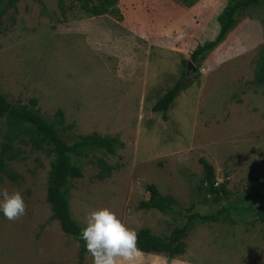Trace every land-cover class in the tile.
I'll return each instance as SVG.
<instances>
[{"label":"rangeland","instance_id":"rangeland-1","mask_svg":"<svg viewBox=\"0 0 264 264\" xmlns=\"http://www.w3.org/2000/svg\"><path fill=\"white\" fill-rule=\"evenodd\" d=\"M6 1L0 93L36 99L48 120L60 110L68 144L97 132L123 146L73 157L81 176L68 200L81 243L45 199L53 154L14 141L19 156L0 174V264H264V83L254 79L264 0L220 38L229 0ZM178 79L187 86L163 119L152 106ZM3 131L0 118V142ZM199 157L213 166L214 192ZM148 184L172 197L173 212L137 207ZM193 213L218 217L192 220L181 255L135 248L141 227L164 238Z\"/></svg>","mask_w":264,"mask_h":264},{"label":"trees","instance_id":"trees-1","mask_svg":"<svg viewBox=\"0 0 264 264\" xmlns=\"http://www.w3.org/2000/svg\"><path fill=\"white\" fill-rule=\"evenodd\" d=\"M17 0H7L6 4L14 6ZM42 4V0H36ZM261 0H229L223 17L219 19L221 31L217 38L223 36L225 31L236 21V15L253 3ZM5 0H0V12ZM1 23V21H0ZM208 42L197 47L193 53H201L212 47ZM255 81L264 83V46L261 48L260 60L255 73ZM187 84L178 79L166 92L154 103L153 111H161V117L167 119L166 110L170 103L183 90ZM0 118L3 119L4 131L0 142V174L5 172L7 163L17 156L20 150L13 143L19 141L28 144L35 150H48L53 154L49 164L46 179L45 199L49 204L53 217L65 234H69L84 243L85 233L83 228L71 217L68 200V183L72 178L80 177L81 170L73 161V157H86L90 151L102 150L113 154L123 143L116 136L110 137L97 132L80 135L68 144L59 131L63 123L62 112L58 110L53 120L43 117L36 108V99L30 98L25 104L8 101L0 93ZM69 127V126H68ZM201 165L204 182L208 184L210 192L217 187L213 166L203 157L198 158ZM100 164L99 176L103 175L106 164ZM146 189L149 197L138 204L140 209H157L162 212H173V199L171 196L161 195L154 184H148ZM217 214L200 215L193 213L187 216L186 223L173 229L167 237L161 238L154 235L148 227H141L134 235V245L139 251L146 253H164L173 258L181 255L185 249L184 238L191 226L192 220H216Z\"/></svg>","mask_w":264,"mask_h":264},{"label":"water","instance_id":"water-1","mask_svg":"<svg viewBox=\"0 0 264 264\" xmlns=\"http://www.w3.org/2000/svg\"><path fill=\"white\" fill-rule=\"evenodd\" d=\"M187 70H190L191 72H195L196 68L191 64L190 61H187Z\"/></svg>","mask_w":264,"mask_h":264}]
</instances>
